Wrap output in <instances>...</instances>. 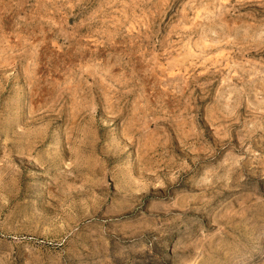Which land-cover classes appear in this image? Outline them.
<instances>
[{
	"label": "rangeland",
	"instance_id": "rangeland-1",
	"mask_svg": "<svg viewBox=\"0 0 264 264\" xmlns=\"http://www.w3.org/2000/svg\"><path fill=\"white\" fill-rule=\"evenodd\" d=\"M0 264H264V0H0Z\"/></svg>",
	"mask_w": 264,
	"mask_h": 264
}]
</instances>
